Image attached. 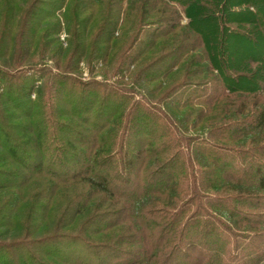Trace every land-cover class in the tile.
Masks as SVG:
<instances>
[{"label":"trees","instance_id":"obj_1","mask_svg":"<svg viewBox=\"0 0 264 264\" xmlns=\"http://www.w3.org/2000/svg\"><path fill=\"white\" fill-rule=\"evenodd\" d=\"M225 5L229 19L247 17L254 24L250 31L227 26L228 33L264 55V0H0V229L23 231L12 242L0 241V264H264V104L254 103L258 109L252 110L248 101L233 103L242 118L219 128L218 139H244L241 143L250 147L199 144L209 167L199 164L207 179L195 189L215 192L205 197L211 213L195 202L197 197L179 204L189 193V169L180 160L183 150L173 122L160 110L133 102L123 87L84 84L33 66L52 56L58 68L75 71L87 57L107 60L110 49L119 48L122 55L113 54L119 64L115 70L142 63L136 76L147 85L190 66L186 78L198 81L167 90L165 99L172 100L167 105L178 110L193 104L190 96L214 87L224 95H257L264 90V59L252 68L251 55L250 70L235 72L221 45L209 51L207 33L198 27L203 21L197 24L191 15L195 7L211 10L216 27H222ZM245 5L254 10H234ZM182 14L189 18L185 27ZM62 31L73 37L66 51L58 40L47 39ZM118 32L128 44L115 42ZM197 49L203 52L196 55ZM205 60L207 69L216 71L217 84L208 82L211 72H202ZM241 83L249 88L241 90ZM177 90L188 91V99L177 96ZM35 180H47L54 189L81 182L85 192L71 196L60 216L73 208L71 225L80 218L97 227V234L125 221L138 223L144 230L142 235L138 231L139 239L117 235L126 239L121 245L139 243L138 248L92 245L49 233L30 240L44 232V224L21 227L17 215L22 192ZM95 193L109 194L125 206L94 215L90 199ZM155 197L169 198L168 206L143 205Z\"/></svg>","mask_w":264,"mask_h":264},{"label":"rangeland","instance_id":"obj_2","mask_svg":"<svg viewBox=\"0 0 264 264\" xmlns=\"http://www.w3.org/2000/svg\"><path fill=\"white\" fill-rule=\"evenodd\" d=\"M98 8L99 7H97L96 9ZM248 8L254 10L253 7H248L246 5L244 7H234V10L243 13ZM261 9L262 16H264V5H262ZM192 10L193 11H191V15L194 18L195 23L198 24L200 20L203 21V25L198 27L207 33L206 43L209 47V51L211 52L213 48L218 51L221 45V54H223L224 58L229 60L235 72L247 73L250 70L252 62L248 60L251 55L254 56V60L256 61L252 68H256L257 61H261L264 59L263 53H260V51H256L250 43L246 41H240L238 39L236 40L231 34L228 33L229 29L227 28V26L232 29H239L240 31H250L251 28L254 27V24L250 23L247 17H241L239 19H229V17L227 16L228 14L226 13L225 5V8H223L224 14L221 12V14H223L221 19L222 27H216L217 20L215 19L213 14H210L211 10L201 11L198 9V7H195ZM204 16L206 18H203ZM188 20L189 18L183 15L182 20L180 21V25L185 27V25L188 23ZM257 29L260 30L261 27L258 26ZM72 38L73 37H69V35L64 31L59 34L52 33L47 37L49 41L58 40V46L63 48L64 51L69 50L71 45L70 40ZM115 42L119 45H123L124 43V45L128 44V41L124 37H122V34L120 32L116 33ZM91 43L92 42L90 41L89 45ZM101 46L104 47L103 44ZM64 51H62L61 56H65ZM109 52L112 54L107 60H89L87 57L86 59L82 60V62L78 66V69L75 71L68 72L63 70L62 68H58V59L52 56H46L44 57V59L39 58L36 62L33 63V66L34 68L40 69L48 68L52 70L54 74H69L77 78V80L84 84L98 82L101 84L123 87L127 91L131 92L133 102H141V104H143L144 106L151 107V109L156 113H158V111L160 110L161 114H164V116L167 117L168 120L173 122L174 127L172 126V131L175 134L174 136L177 139V142L178 140L180 141L179 144L177 143L179 146H181L180 150H183V155L180 160L181 162L184 161L189 169L188 171L190 176L187 183L189 193L183 195L179 204L184 205L188 201H190V199L197 197L195 202L202 203L208 210H210L207 203L208 200L205 197L215 196V192L205 191V187L204 189H195V187H201L207 179V177L202 175L203 172H206L204 167L200 166L199 164H207V168L209 167V162L207 161L208 158L206 159V155L204 154L205 156H203L202 153H200L201 149L199 148V144L204 143V147L206 148H209L208 144L217 147H250L251 145L249 144L244 145L241 143V141H243L244 139H236L232 141L218 139L219 128L227 125L231 121L233 122L238 118H242V115H238V113L235 111L236 108L233 107V103L248 101L251 109L257 110L258 107L255 108L253 104H264V90L259 92L257 95H247L246 93L236 92L231 93L230 95L226 94V96L222 94L220 89L214 87L206 94H204L206 92L204 91V93L200 95V97L202 96L201 98L203 99H198L200 98L198 97L199 95H194L192 97L190 96V101L192 100L193 104L183 110H178L174 106L172 107L171 105H167L172 100H170L169 98H165L166 96H168V93H170L167 92V90L172 85L181 83H191L193 85L198 81H196V79L192 77H190V79L186 78L188 76L187 70L190 68L189 65L187 66L188 68H185L186 64H184L182 68L180 67L178 70L176 69V72H174L166 80L164 79L163 81H158L156 83H150L147 85L145 81L137 78L136 76L139 68L143 65L142 63L137 62L130 64L128 62L127 65L121 67V70L117 71L115 70V68H117L119 64L118 61L113 58V54L120 55L122 53V49L120 50L119 48H116L114 49V51L110 49ZM202 52L203 51L199 49L195 54L198 55ZM135 55L136 54L134 52V54H132V57H135ZM2 62L5 65L4 62L6 61L2 60ZM201 64L206 67L205 69H201L202 72H206V70L211 72V69H207L208 63L206 62V60L201 62ZM7 68H9L8 65ZM213 74L216 76V71L213 73L211 72L210 77H208V82L211 84H217V81L214 80L215 77H213ZM160 84L162 85L160 86ZM188 88H190L189 85ZM188 88L186 90H188ZM240 88L241 90L246 91L247 88H249V85L241 83ZM186 90L185 93L181 90H177L174 93L178 94L177 96H181L182 94L183 96H181V98L185 100L188 99V96L185 95L188 92ZM32 98L35 99L36 94H33ZM230 113H233V115H229ZM234 113H236L237 115H234ZM232 117H234V119ZM228 118H230L229 121H227ZM59 120L63 121L62 119ZM191 168H193V170H191ZM181 186H184V184H181ZM53 187L54 185H52L47 180H35L31 182V186L26 191L22 192V196H20L21 205L20 210L18 211L17 220L22 222L21 227H32L44 224V232L41 231L40 233L33 235L30 240H40L42 238H45L44 235L49 233L52 234V236L70 235L73 237H79L84 242L92 245H113L115 247L118 246L117 248L121 249L138 248L139 243L133 245H121L124 241H126V239H124L123 237L117 238L118 234L136 235L138 231L140 232V234L143 233L144 230L138 223L125 221L119 226L106 229L103 234H97V227L91 225V223L89 222L85 224L86 221L82 222L84 220L80 218H78L77 222H75L74 224L72 223L73 225H71V220H75V217H73L74 210H71L73 208L70 209L71 211L67 210V214H63V216H60L61 211L65 208L66 202H68L67 200L71 196L80 192H85L84 185L81 182L72 183L69 185H60L58 189H54ZM174 190L175 189H173L172 191ZM172 191L168 193L172 194ZM112 198L113 197H111V195L109 194H93L90 199V204L91 206L94 205L95 211L97 212L94 213V215L108 214L123 209L125 203L122 201H119L117 203V200ZM154 201L153 203H150L146 200L143 205H157L154 208H166L168 206L167 203L169 202V198L155 197ZM157 201H159L160 203L155 204L158 203ZM212 211L213 210H210L211 213ZM59 217V226L56 227L57 219ZM19 231L15 229L7 230L5 227L1 228L0 241H5L6 243L14 241L16 238L22 236L23 231ZM136 236L138 237V239L140 238L139 234H137ZM39 258L43 261L47 260L43 255H40Z\"/></svg>","mask_w":264,"mask_h":264}]
</instances>
